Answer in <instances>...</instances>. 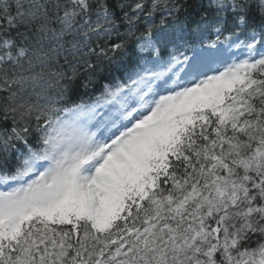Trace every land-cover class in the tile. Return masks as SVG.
Wrapping results in <instances>:
<instances>
[{"label":"snow or ice","instance_id":"1","mask_svg":"<svg viewBox=\"0 0 264 264\" xmlns=\"http://www.w3.org/2000/svg\"><path fill=\"white\" fill-rule=\"evenodd\" d=\"M258 14L0 0V264H264Z\"/></svg>","mask_w":264,"mask_h":264},{"label":"trees","instance_id":"2","mask_svg":"<svg viewBox=\"0 0 264 264\" xmlns=\"http://www.w3.org/2000/svg\"><path fill=\"white\" fill-rule=\"evenodd\" d=\"M177 2H183V0H177ZM197 0H188V4H194ZM254 3V11L256 12V19H259L258 14V6H259V0H253ZM181 18L183 17V12H181ZM158 19V18H157ZM211 38V37H209ZM134 45L129 46V52L131 53L133 51ZM130 61L127 57L123 58H117L114 60L111 64H107L106 62L102 64L101 68L97 71L95 74L93 81L89 87V89H79V93L81 96H92L96 97L100 93H103L105 91L106 85H113L115 83V78L123 76V71L126 70V66L129 65ZM79 83V81H77ZM74 100H76V97H73ZM76 102H79L76 100ZM66 106H71L66 105ZM5 127H10V123L8 125H5Z\"/></svg>","mask_w":264,"mask_h":264}]
</instances>
